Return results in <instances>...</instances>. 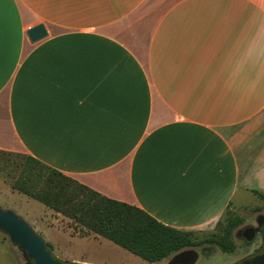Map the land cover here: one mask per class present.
<instances>
[{"label": "crops", "instance_id": "crops-1", "mask_svg": "<svg viewBox=\"0 0 264 264\" xmlns=\"http://www.w3.org/2000/svg\"><path fill=\"white\" fill-rule=\"evenodd\" d=\"M0 151L213 231L264 194V0H0Z\"/></svg>", "mask_w": 264, "mask_h": 264}, {"label": "trees", "instance_id": "trees-1", "mask_svg": "<svg viewBox=\"0 0 264 264\" xmlns=\"http://www.w3.org/2000/svg\"><path fill=\"white\" fill-rule=\"evenodd\" d=\"M0 157L13 169L6 178L13 191L67 219L82 237L92 234L106 239L148 264L158 263L201 238L195 232L165 226L134 206L106 198L30 156L0 151ZM255 195L264 201L263 193ZM224 215L227 217L217 223L215 233L209 234L211 238L227 240L240 222L234 212Z\"/></svg>", "mask_w": 264, "mask_h": 264}, {"label": "rangeland", "instance_id": "rangeland-1", "mask_svg": "<svg viewBox=\"0 0 264 264\" xmlns=\"http://www.w3.org/2000/svg\"><path fill=\"white\" fill-rule=\"evenodd\" d=\"M12 170V168L5 166L4 158L0 157V209L12 212L31 229L33 228L32 221L47 223L49 227L45 228L43 236L32 230L44 240L54 257L66 262L73 259L78 263L85 262L84 264H148L106 239L92 234L82 237L78 229H73L74 231L69 229L73 226L67 219L57 218L42 204L11 190L6 178L13 174ZM246 207L243 210L237 209L236 215L245 216L249 210L264 209V201L249 198L246 200ZM225 217L227 215H224L220 222H223ZM211 232H215V230ZM211 232H199L197 234L203 237V234L207 236ZM26 262L28 261L22 252L10 243L4 233L0 232V264H26Z\"/></svg>", "mask_w": 264, "mask_h": 264}, {"label": "flooded vegetation", "instance_id": "flooded-vegetation-1", "mask_svg": "<svg viewBox=\"0 0 264 264\" xmlns=\"http://www.w3.org/2000/svg\"><path fill=\"white\" fill-rule=\"evenodd\" d=\"M235 217L240 222L231 229L227 240L203 236L153 264H264V209H252L245 216Z\"/></svg>", "mask_w": 264, "mask_h": 264}, {"label": "water", "instance_id": "water-1", "mask_svg": "<svg viewBox=\"0 0 264 264\" xmlns=\"http://www.w3.org/2000/svg\"><path fill=\"white\" fill-rule=\"evenodd\" d=\"M27 35L31 42H36L46 36V31L42 25H38L29 30ZM0 232L22 252L28 261L26 264H76L54 257L44 240L10 211L0 209Z\"/></svg>", "mask_w": 264, "mask_h": 264}]
</instances>
